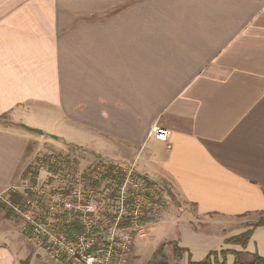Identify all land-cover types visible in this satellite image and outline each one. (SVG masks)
<instances>
[{
  "label": "crops",
  "instance_id": "1",
  "mask_svg": "<svg viewBox=\"0 0 264 264\" xmlns=\"http://www.w3.org/2000/svg\"><path fill=\"white\" fill-rule=\"evenodd\" d=\"M45 134L166 177L174 206L200 218L264 219V0H0V193ZM176 214H163L165 249H185L174 263L264 257V224L232 235ZM3 227L20 242L0 239V264H63L0 210ZM249 229L245 246L225 242Z\"/></svg>",
  "mask_w": 264,
  "mask_h": 264
},
{
  "label": "built area",
  "instance_id": "2",
  "mask_svg": "<svg viewBox=\"0 0 264 264\" xmlns=\"http://www.w3.org/2000/svg\"><path fill=\"white\" fill-rule=\"evenodd\" d=\"M152 134L165 142L169 136L157 126ZM129 173L101 186L77 179L59 190L35 188L32 197L17 200L10 189L0 193V202L23 219L34 244L50 258L65 264H126L132 244L128 231L142 229L141 219L153 202L151 187Z\"/></svg>",
  "mask_w": 264,
  "mask_h": 264
},
{
  "label": "rangeland",
  "instance_id": "3",
  "mask_svg": "<svg viewBox=\"0 0 264 264\" xmlns=\"http://www.w3.org/2000/svg\"><path fill=\"white\" fill-rule=\"evenodd\" d=\"M60 129L56 128L57 131ZM53 137H55V134H45V136L29 142L28 150L25 152V157H28L26 159L27 162L23 166V170L18 173L14 185L10 188L17 192L20 198L25 196L32 197L35 188L48 189L50 191L59 190L69 186L77 179L94 182L98 186L111 180L106 177V171L109 166L115 164L82 146L67 143L63 138L55 140ZM120 167L125 172V177L126 174L128 175V171H130L129 178L133 177L134 171L127 167ZM165 178H160L157 181L140 178L151 187L149 192L152 193V209L142 217V219L148 218L149 222H141V230L135 228L128 231L132 236V244L125 254L126 264H147L149 261L161 259L170 264L174 263L172 254L168 251L170 250L169 246L166 249V245L164 246L163 257L155 254L159 247L158 245L163 242L162 240L173 239L174 223L169 216H163V214H169L170 216L177 215L176 213L184 214L187 218H191V224L197 225L202 229L215 228L217 231L222 230L225 234L232 235L239 232L243 227L255 223V220L259 217L242 216L232 218L209 215L208 217L200 218L194 213L193 207L189 204L184 206L177 204L176 207L174 206L175 201L169 195V192L172 191V185ZM114 179L119 180L120 178ZM140 193H146V191L138 194ZM0 210L3 213V217L24 223L23 219L14 214L3 202H0ZM14 231L11 232L8 227L0 229V239L7 244L10 243L12 249L17 248L20 242L19 236ZM27 233L29 235V232ZM30 238L32 239V237ZM32 241H29L30 244H32ZM44 254V256L47 255L45 252ZM52 260L55 259L51 258ZM56 261L65 264L64 261Z\"/></svg>",
  "mask_w": 264,
  "mask_h": 264
},
{
  "label": "trees",
  "instance_id": "4",
  "mask_svg": "<svg viewBox=\"0 0 264 264\" xmlns=\"http://www.w3.org/2000/svg\"><path fill=\"white\" fill-rule=\"evenodd\" d=\"M26 127V126H24ZM26 129H29L26 127ZM106 177L109 178H125V172L120 166L117 165H111L108 167L106 171ZM132 177V176H131ZM134 178H144L141 175H138L134 172L133 175ZM132 177V178H133ZM10 197L13 200H17V198H20V195L17 192H10ZM148 222V219H141V222ZM264 224V219H259L256 223L253 224L254 226H258ZM73 229L66 230L68 232V235H71ZM251 234V229L246 230L238 235L229 237L225 240L227 243H237L241 246H245L247 240L249 239V236ZM166 245L165 242L161 243L157 250L155 251L156 255H159L161 257L164 256V246ZM171 250H172V256L175 259H180L183 256V253L185 252V249L180 247L176 242H170ZM227 253H232L234 255V261L233 264H264V257L254 253L251 255V257L248 260H244L242 258V252L234 251V250H227L222 249L219 251L213 250L210 251L202 260L199 261H188V264H224L225 263V256ZM218 255L221 256L222 260L218 261ZM20 264H26V262H22ZM147 264H170L166 262L164 259L158 260V261H149ZM172 264H178V263H172Z\"/></svg>",
  "mask_w": 264,
  "mask_h": 264
},
{
  "label": "water",
  "instance_id": "5",
  "mask_svg": "<svg viewBox=\"0 0 264 264\" xmlns=\"http://www.w3.org/2000/svg\"><path fill=\"white\" fill-rule=\"evenodd\" d=\"M24 128H26V127H24ZM27 128H29L27 130H29L30 132H35L37 134H40V132H39V130L37 128H30V127H27Z\"/></svg>",
  "mask_w": 264,
  "mask_h": 264
}]
</instances>
